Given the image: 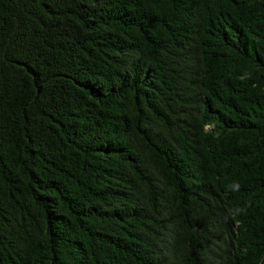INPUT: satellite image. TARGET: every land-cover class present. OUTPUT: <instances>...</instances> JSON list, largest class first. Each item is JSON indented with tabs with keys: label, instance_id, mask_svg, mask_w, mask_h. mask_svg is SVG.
<instances>
[{
	"label": "trees",
	"instance_id": "1",
	"mask_svg": "<svg viewBox=\"0 0 264 264\" xmlns=\"http://www.w3.org/2000/svg\"><path fill=\"white\" fill-rule=\"evenodd\" d=\"M0 264H264V0H0Z\"/></svg>",
	"mask_w": 264,
	"mask_h": 264
}]
</instances>
